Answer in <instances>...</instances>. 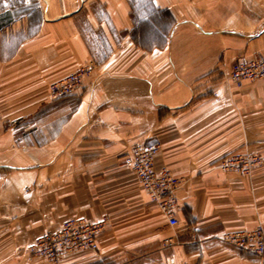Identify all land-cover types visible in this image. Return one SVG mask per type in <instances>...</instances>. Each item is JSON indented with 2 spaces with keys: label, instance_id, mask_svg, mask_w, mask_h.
<instances>
[{
  "label": "crops",
  "instance_id": "crops-1",
  "mask_svg": "<svg viewBox=\"0 0 264 264\" xmlns=\"http://www.w3.org/2000/svg\"><path fill=\"white\" fill-rule=\"evenodd\" d=\"M10 1L0 0V264H53L29 253L38 237L104 217L99 251L59 264H264L220 240L264 224V163L250 175L217 166L244 147L264 154V79H225L237 60L264 57V0ZM89 65L82 91L49 94ZM156 143V169L181 179L176 227L126 162Z\"/></svg>",
  "mask_w": 264,
  "mask_h": 264
},
{
  "label": "built area",
  "instance_id": "built-area-1",
  "mask_svg": "<svg viewBox=\"0 0 264 264\" xmlns=\"http://www.w3.org/2000/svg\"><path fill=\"white\" fill-rule=\"evenodd\" d=\"M92 66H82L76 71L49 85V94L54 99L73 96L85 87V78L91 73ZM230 84L242 86L245 81L264 79V57L241 58L236 61L230 73L226 76ZM4 114L0 110V122ZM15 124L16 121H13ZM160 150L159 144H137L126 156V162L136 173L142 187L150 199L167 217L171 227L179 224L177 211L180 208L176 195L181 185V179L174 176L171 170L163 167L157 170L155 158ZM264 163V154L250 151L247 147L231 152L217 162V166L226 172H236L241 175L252 174L254 168ZM107 217L97 222H87L83 219L71 218L61 229L49 231L38 237L29 246V253L45 258L53 264H59L64 254L76 250L99 251V235L108 226ZM174 238H167L165 244L172 243ZM220 240L241 252L264 258V224L251 230L223 232Z\"/></svg>",
  "mask_w": 264,
  "mask_h": 264
},
{
  "label": "rangeland",
  "instance_id": "rangeland-1",
  "mask_svg": "<svg viewBox=\"0 0 264 264\" xmlns=\"http://www.w3.org/2000/svg\"><path fill=\"white\" fill-rule=\"evenodd\" d=\"M8 1V4L9 3H11V1L10 0H7ZM147 5H148V0H144V5L143 6H146L147 7ZM139 6V7H138ZM140 6L141 5H139V2L138 1H136V7H138V8H140ZM142 12H140V14H141ZM130 152V151H129ZM158 207V206H157ZM159 209V208H158ZM159 211H160V209H159ZM161 212V211H160ZM86 251H91V250H86ZM91 252H93V251H91ZM70 253H73V252H70ZM93 253H95V252H93ZM67 254H69V253H67ZM67 254H64L63 256H65V255H67ZM32 255V254H31ZM33 256V255H32ZM62 256V257H63ZM36 257V256H35ZM62 257H61V259H62ZM61 261V260H60ZM60 263V262H59Z\"/></svg>",
  "mask_w": 264,
  "mask_h": 264
}]
</instances>
